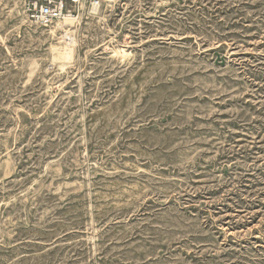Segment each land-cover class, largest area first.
Listing matches in <instances>:
<instances>
[{"label":"rangeland","instance_id":"obj_1","mask_svg":"<svg viewBox=\"0 0 264 264\" xmlns=\"http://www.w3.org/2000/svg\"><path fill=\"white\" fill-rule=\"evenodd\" d=\"M33 1L0 0V264H264V0Z\"/></svg>","mask_w":264,"mask_h":264},{"label":"built area","instance_id":"obj_2","mask_svg":"<svg viewBox=\"0 0 264 264\" xmlns=\"http://www.w3.org/2000/svg\"><path fill=\"white\" fill-rule=\"evenodd\" d=\"M114 0H34L28 7V17L36 24L46 26L53 21L72 16L82 7L93 9Z\"/></svg>","mask_w":264,"mask_h":264},{"label":"bare ground","instance_id":"obj_3","mask_svg":"<svg viewBox=\"0 0 264 264\" xmlns=\"http://www.w3.org/2000/svg\"><path fill=\"white\" fill-rule=\"evenodd\" d=\"M67 19V21H68V23L69 22H71V21H73V18H65V20ZM67 29V28H66ZM65 36V35H64ZM69 47V46H68ZM61 48H63V50L61 49V50H57V56L59 57V58H65V57H67L68 58V55H69V51H70V49H66V48H64V47H61ZM58 49V48H57ZM71 53V52H70ZM70 57V56H69Z\"/></svg>","mask_w":264,"mask_h":264}]
</instances>
